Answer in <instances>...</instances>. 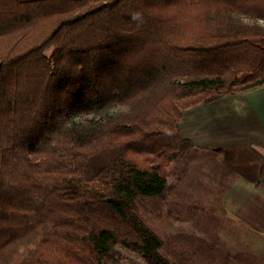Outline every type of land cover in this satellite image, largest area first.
Here are the masks:
<instances>
[{
  "label": "trees",
  "instance_id": "obj_1",
  "mask_svg": "<svg viewBox=\"0 0 264 264\" xmlns=\"http://www.w3.org/2000/svg\"><path fill=\"white\" fill-rule=\"evenodd\" d=\"M233 12L264 0H0V264L28 241L21 264H174L137 203L192 148L183 108L264 85V28Z\"/></svg>",
  "mask_w": 264,
  "mask_h": 264
},
{
  "label": "rangeland",
  "instance_id": "obj_2",
  "mask_svg": "<svg viewBox=\"0 0 264 264\" xmlns=\"http://www.w3.org/2000/svg\"><path fill=\"white\" fill-rule=\"evenodd\" d=\"M244 25L264 28V19L233 12ZM126 106L109 110L114 114ZM91 114L74 117L76 121ZM202 150H189L167 166L170 188L160 204L137 203L140 219L163 241L161 252L174 264H264V237L256 236L231 215L221 199L228 179L226 171L211 167ZM34 246L28 241L18 248L14 261ZM106 264H147L136 252L115 244Z\"/></svg>",
  "mask_w": 264,
  "mask_h": 264
},
{
  "label": "crops",
  "instance_id": "obj_3",
  "mask_svg": "<svg viewBox=\"0 0 264 264\" xmlns=\"http://www.w3.org/2000/svg\"><path fill=\"white\" fill-rule=\"evenodd\" d=\"M178 133L228 173L225 208L264 237V85L183 108Z\"/></svg>",
  "mask_w": 264,
  "mask_h": 264
}]
</instances>
